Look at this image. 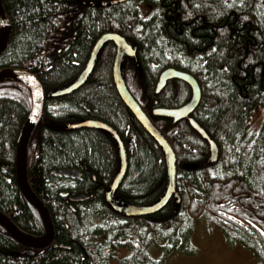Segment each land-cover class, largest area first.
Returning <instances> with one entry per match:
<instances>
[{"label": "trees", "instance_id": "trees-1", "mask_svg": "<svg viewBox=\"0 0 264 264\" xmlns=\"http://www.w3.org/2000/svg\"><path fill=\"white\" fill-rule=\"evenodd\" d=\"M111 1L0 0L10 24L0 70L27 72L43 90L26 176L53 228L52 243L30 254L0 225V264H166L171 254L190 251L198 218L264 264V0ZM105 33L121 35L135 49V57L122 59L124 83L175 154L176 195L158 212L137 218L114 211L106 200L119 169L113 136L63 128L96 120L117 132L127 162L115 192L123 202L150 205L163 195L164 154L118 95L114 43L102 46L81 87L49 96L75 79ZM168 68L198 83L200 100L190 117L216 143L215 161L188 119L153 114L191 97L190 86L179 79L155 92ZM32 102L24 81H0V212L20 231L41 237L42 219L16 180L17 140ZM62 170L79 177L58 174ZM78 195L85 199L70 200ZM150 247L161 256L152 257Z\"/></svg>", "mask_w": 264, "mask_h": 264}, {"label": "water", "instance_id": "water-1", "mask_svg": "<svg viewBox=\"0 0 264 264\" xmlns=\"http://www.w3.org/2000/svg\"><path fill=\"white\" fill-rule=\"evenodd\" d=\"M125 0H114L108 3V5L123 2ZM10 34V24L5 16L4 10L0 2V54L4 50ZM107 42H113L116 47V54L112 66V76L115 84V88L118 92L119 97L143 127V129L152 137V139L161 148L164 154V158L167 166V186L163 195L154 203L146 206H135L124 203L120 198L115 196V191L119 186L127 167L126 154L122 141L120 140L117 132L105 123L96 120H84L72 124H67L63 128L66 130L76 129L81 127L102 129L109 132L118 145L119 151V169L113 178L110 188L106 193V198L111 208L123 214L127 217H136L143 215H151L159 210H161L172 196L176 195L175 190V154L163 137V135L158 131V129L152 124L148 116L140 108L136 100L132 97L128 91L121 72V63L123 57H135V49L119 34L117 33H105L101 35L95 42L89 59L83 68V70L76 76V78L67 86L54 90L50 92V97H60L67 95L79 87H81L91 74L96 56L102 46ZM6 79H19L26 82L33 93L32 109L26 119L17 140L16 146V180L20 192L24 198L38 211L45 228L44 236L42 237H31L22 231H20L12 221L3 213L0 212V224L8 231V233L22 246L27 248V253H32L35 249H42L50 245L53 241V228L48 215V212L44 205L38 200L36 195L31 191L30 186L27 181L26 176V160H27V145L30 135L38 122L43 105V90L38 81L31 74L14 69H1L0 70V81ZM171 79H179L187 83L191 88L190 99L181 106L175 108H155L153 114L158 116H163L172 119L174 122H178L183 119H188L191 126L198 132V134L207 140L210 150V159L215 161L217 159L218 149L216 143L209 137L206 131L198 125V123L190 117L194 109L197 107L200 100V89L198 83L190 74L179 71L173 68L165 69L159 75L158 82L156 84L155 92L158 93L166 84L167 81ZM58 174L69 176V177H79V174L75 170L59 171ZM84 198L82 196L71 197L72 201H81ZM53 247H64L62 245L54 244Z\"/></svg>", "mask_w": 264, "mask_h": 264}, {"label": "rangeland", "instance_id": "rangeland-1", "mask_svg": "<svg viewBox=\"0 0 264 264\" xmlns=\"http://www.w3.org/2000/svg\"><path fill=\"white\" fill-rule=\"evenodd\" d=\"M189 246L190 251L166 257V264H257L250 251L238 243L227 242L222 231L203 218L195 220ZM149 254L154 258L161 256L156 247H150Z\"/></svg>", "mask_w": 264, "mask_h": 264}, {"label": "flooded vegetation", "instance_id": "flooded-vegetation-1", "mask_svg": "<svg viewBox=\"0 0 264 264\" xmlns=\"http://www.w3.org/2000/svg\"><path fill=\"white\" fill-rule=\"evenodd\" d=\"M116 192V191H115ZM107 193V192H106ZM115 194V193H114ZM78 196H81V195H78ZM116 196V195H115ZM73 197H75V196H73ZM84 199H85V197L84 196H82ZM119 198V197H118ZM106 200H107V198H106ZM72 201V200H71ZM124 203H126V202H124ZM126 204H130V203H126ZM130 205H135V204H130ZM135 206H146V205H135ZM111 207V206H110ZM112 209V208H111ZM2 213V212H1ZM144 216V215H143ZM127 217V216H126ZM137 217H141V216H136V217H131V218H137ZM24 233V232H23ZM26 234V233H25ZM28 235V234H27ZM44 235V234H43ZM30 236V235H29Z\"/></svg>", "mask_w": 264, "mask_h": 264}]
</instances>
